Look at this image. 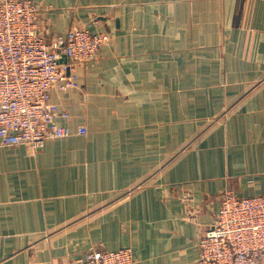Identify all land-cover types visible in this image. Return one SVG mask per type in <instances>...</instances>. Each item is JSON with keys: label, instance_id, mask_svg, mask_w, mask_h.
<instances>
[{"label": "crops", "instance_id": "obj_1", "mask_svg": "<svg viewBox=\"0 0 264 264\" xmlns=\"http://www.w3.org/2000/svg\"><path fill=\"white\" fill-rule=\"evenodd\" d=\"M32 1L109 40L51 90L66 136L0 144V264H198L222 194H264V0Z\"/></svg>", "mask_w": 264, "mask_h": 264}, {"label": "built area", "instance_id": "obj_2", "mask_svg": "<svg viewBox=\"0 0 264 264\" xmlns=\"http://www.w3.org/2000/svg\"><path fill=\"white\" fill-rule=\"evenodd\" d=\"M32 0H0V144L35 149L68 134L57 122L51 90L74 86L75 65L95 60L108 33L72 27L46 38L38 33ZM59 54L67 62L59 60ZM85 126L77 129L86 133ZM198 264H264V194L225 191L218 212L198 239ZM130 247L92 248L73 264H134ZM50 264V263H46Z\"/></svg>", "mask_w": 264, "mask_h": 264}, {"label": "water", "instance_id": "obj_3", "mask_svg": "<svg viewBox=\"0 0 264 264\" xmlns=\"http://www.w3.org/2000/svg\"><path fill=\"white\" fill-rule=\"evenodd\" d=\"M59 60L62 62H66V56L64 54H59Z\"/></svg>", "mask_w": 264, "mask_h": 264}]
</instances>
